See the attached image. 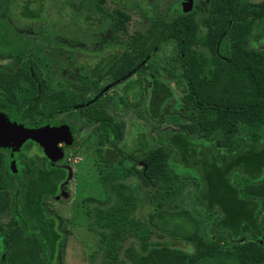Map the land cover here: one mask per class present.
<instances>
[{
  "label": "trees",
  "instance_id": "trees-1",
  "mask_svg": "<svg viewBox=\"0 0 264 264\" xmlns=\"http://www.w3.org/2000/svg\"><path fill=\"white\" fill-rule=\"evenodd\" d=\"M107 1L0 0V112L31 129L66 113L103 131L98 146L111 143L118 153L109 161L100 148L92 169L104 196L82 200L87 228L99 235V264H264V0H209L202 15L175 2L167 11L177 14H151L132 34L125 0L112 10ZM171 40L186 84L174 103L163 72L146 65ZM41 51L54 59L42 62ZM64 54L75 81L60 68L43 77ZM91 58L99 60L91 66ZM128 75L139 84L149 77L146 110L166 107L159 122L168 113L176 127L159 131L156 145L139 134L133 152L118 147L125 123L113 120L99 86L106 76L117 85ZM21 152L15 171L0 152V212L12 213L6 259L56 264L67 220L48 199L60 195L69 169L50 167L39 147L38 155ZM189 184L196 195L187 209L180 203Z\"/></svg>",
  "mask_w": 264,
  "mask_h": 264
},
{
  "label": "rangeland",
  "instance_id": "rangeland-1",
  "mask_svg": "<svg viewBox=\"0 0 264 264\" xmlns=\"http://www.w3.org/2000/svg\"><path fill=\"white\" fill-rule=\"evenodd\" d=\"M172 1L176 0H142L139 1L140 3L136 7L125 4V11L130 16L128 32L132 34L135 31H144L147 28L149 16L142 4L146 3L147 6L153 5L155 8L153 14L167 13L169 16H173L174 14L170 15L167 11L168 8L173 7L170 3ZM250 1L259 2L260 0ZM207 3L208 0H196L195 9L199 14L202 15L206 13ZM106 7L108 10H112L116 7V3L109 0L106 3ZM0 16H5V12L0 11ZM9 22L14 26L15 30L21 33L25 38L34 37L35 33L26 29V27L18 26L13 21H10V19ZM259 26L260 32L261 24ZM45 52L49 53V51ZM45 52L41 51L36 53V55L40 56L42 62L50 63L53 57L49 58ZM76 54L77 53H74V55ZM82 55H85V57L87 56L85 53ZM98 60V58H91L89 64L92 66L96 64ZM146 65H150L154 69L163 72L162 79H165L169 83L174 95L170 102L174 103L183 96L186 92V84L182 75V68L178 61L175 41L171 40L166 43ZM45 67L42 68L43 77L48 76L53 68H60L62 77L66 80L75 81V78H73L75 76L73 74L74 70L70 66L69 57L66 54H64L61 59L57 60L55 65L47 66V68ZM140 77L142 80L141 84L137 82V75H133L132 77L128 75L122 83L115 86L112 84L106 87L104 91L106 93V100L109 98L111 99L110 101L108 100L109 103L106 104L107 111L112 114V118L115 122L123 121L125 123L123 140L119 143L118 147L126 152L135 151L137 136L139 134H144L149 145H156L155 138L159 131L165 128L176 130L174 123L170 121V115L168 113H165V119L159 122V114L164 113L166 107L160 109L158 113H150L146 110L145 103L147 97L145 98V96L149 93L147 92L149 90L146 89L145 91L144 88L147 85L149 77L147 76L146 80L143 79L145 75ZM109 84H111V80L105 77L99 86L105 87ZM119 99L125 101L120 102ZM1 114H3L9 122L18 124L15 114L9 112H1ZM48 123H50V125H64L69 130L68 143L59 145L62 148L61 159L49 162L50 167L66 166L69 169V178L60 195L57 196V198L48 199L50 208H52L59 217L67 220L66 242L63 251L56 260V264H99L97 255L99 235L95 232H90L87 228L89 225V220L86 215L87 207L82 200L87 197L101 199L104 196L102 188L96 184V175L92 167L94 163L99 160L101 155L99 152L100 148L103 149L108 143H105L102 147L98 146L97 142L104 136V132L98 130L96 126L90 127L86 125L85 121H81L80 123L73 122L67 117L66 113L60 114L53 122ZM12 150L13 147L0 148V152H2L5 157V165L10 169H12V164L10 165ZM118 157L114 161H116ZM126 182L130 183V177L127 178ZM147 194L148 197L152 195L150 192ZM195 195L196 190L194 186L189 184L183 193L180 204L187 209L194 208ZM149 212L150 208H143L139 211L138 215L144 216ZM196 215L199 218L205 219V213L200 209L196 210ZM167 239L173 242L170 238ZM176 244L178 247H185L183 243L179 242Z\"/></svg>",
  "mask_w": 264,
  "mask_h": 264
},
{
  "label": "water",
  "instance_id": "water-1",
  "mask_svg": "<svg viewBox=\"0 0 264 264\" xmlns=\"http://www.w3.org/2000/svg\"><path fill=\"white\" fill-rule=\"evenodd\" d=\"M182 6L183 11L188 12L191 9V1L185 0ZM27 140L38 144L46 159L56 161L62 157V148L59 145L67 144L69 141V130L64 125H45L31 129L20 124H13L0 114V148L13 147V151L17 152ZM117 157L118 154L112 148L105 149L106 160L113 161ZM12 168L15 171L14 164Z\"/></svg>",
  "mask_w": 264,
  "mask_h": 264
},
{
  "label": "flooded vegetation",
  "instance_id": "flooded-vegetation-1",
  "mask_svg": "<svg viewBox=\"0 0 264 264\" xmlns=\"http://www.w3.org/2000/svg\"><path fill=\"white\" fill-rule=\"evenodd\" d=\"M109 1V0H108ZM107 1V2H108ZM113 3H116V7L118 5V1L117 0H111ZM142 0H125L122 1L121 3L124 4H129L131 6L136 7ZM147 1V0H144ZM185 0H176V1H172L170 2L172 5H174V3L176 2L177 5H174L175 7L177 6L178 8H182L183 9V3ZM191 1V9H195V5H196V0H190ZM209 2V0H208ZM142 3V2H141ZM148 4V3H147ZM145 8L147 7V11L146 13L148 14L149 17H151V14H153V11H155L154 6H150V5H146V3L142 4ZM154 8V9H153ZM169 12V11H168ZM177 9L173 10L170 13V15L172 14H177ZM160 14V13H159ZM148 17V18H149ZM130 76V75H129ZM108 79L110 78L109 76H106ZM112 84L106 85L105 87H103V89H105L106 87L110 86ZM115 86V85H114ZM110 89V88H109ZM1 114V112H0ZM49 125V124H46ZM49 126H60V125H49ZM108 143V142H106ZM38 144H36L35 142H32L30 140H27L19 149V151L15 152L12 150V158L10 160V165L14 164V166L16 167V159L18 158L19 154L22 153L21 150H25L26 148H28V155L29 156H33V155H38L40 154L38 152ZM112 148V144L108 143L107 146H105L103 148V157H104V151L106 148ZM40 148V147H39ZM41 149V148H40ZM113 149V148H112ZM42 150V149H41ZM2 153V152H1ZM117 153V152H116ZM16 154V156H15ZM118 154V153H117ZM41 156V155H40ZM119 156V155H118ZM16 157V158H15ZM5 158V157H4ZM114 161V160H113ZM50 162V161H49ZM13 169V168H12ZM8 170H11L10 168H8ZM13 174H17V172H10ZM12 221V213L10 211V209H5L2 212H0V264H9L8 260L6 259V253H7V239L10 237L11 235V228L9 225L11 224Z\"/></svg>",
  "mask_w": 264,
  "mask_h": 264
}]
</instances>
